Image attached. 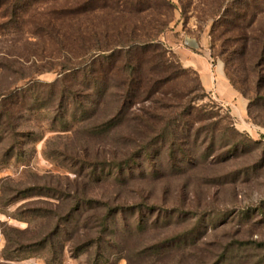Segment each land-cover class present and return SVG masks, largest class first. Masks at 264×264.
Listing matches in <instances>:
<instances>
[{
  "label": "trees",
  "instance_id": "trees-1",
  "mask_svg": "<svg viewBox=\"0 0 264 264\" xmlns=\"http://www.w3.org/2000/svg\"><path fill=\"white\" fill-rule=\"evenodd\" d=\"M213 5L217 18L212 40L219 41L217 56L225 62L229 82L239 93L252 95V104L264 99V0H211ZM172 11L170 0H0V49L4 51L0 52V160L20 158L23 147L35 137L23 128V121L42 108L52 130L72 127L84 140L115 137L120 142L93 152L86 146L82 153L66 154L71 169L85 180L81 183L85 189L60 186L50 193L52 188L44 185L1 186L3 206L33 194L58 200L57 208L47 200L45 206L26 210L49 225L57 222L39 235V242L9 240L16 249L45 250L47 264H55L59 250L60 255L63 251L59 233L66 224H78L86 216L84 226L96 228L99 236L85 238L76 248L95 246V256L104 259L111 223L126 208L90 197L88 184L106 179L122 183L135 175V167L145 176L159 175L163 166L171 174H181L199 164H224L246 153L247 135L232 124L221 129L210 120L212 115L204 116L201 108L185 100L195 91L188 84L189 71L181 68L160 37ZM84 13L107 19L96 20L86 31L80 25ZM52 69L60 74L53 82L32 78ZM199 89L206 96L203 85ZM253 145L249 149L259 152L255 160L264 162V143ZM145 161L150 170L143 168ZM207 181L229 179L222 174ZM144 206L152 214L148 201L135 202L132 214L143 215ZM243 216L248 218V212ZM157 221L139 217L133 223L143 229Z\"/></svg>",
  "mask_w": 264,
  "mask_h": 264
},
{
  "label": "rangeland",
  "instance_id": "rangeland-1",
  "mask_svg": "<svg viewBox=\"0 0 264 264\" xmlns=\"http://www.w3.org/2000/svg\"><path fill=\"white\" fill-rule=\"evenodd\" d=\"M170 2L173 5L172 20L161 39L164 41L167 32L179 27L177 35L181 40L185 36L198 42L208 40L213 63L222 62L225 71V62L217 56L219 41L212 40L211 31L217 16L211 0ZM106 19L104 15L96 18L84 13L80 16V25L87 31L91 23ZM164 43L173 51L181 68L189 71L188 84L195 88L190 99H185L191 102L190 106L201 108L204 116L212 115L210 120L218 122L221 129L232 124L249 137L246 140L249 148L254 147V141L264 143V99L252 104V95L240 93L248 105H252L249 110L246 108V122H238L228 105L206 89V96L202 95L198 72L185 66L178 54ZM2 46L8 49L6 44ZM0 52L4 51L0 49ZM59 76V71L52 69L37 73L32 78L49 83ZM252 85L251 79L249 86ZM44 110L42 108L38 114L27 115L24 119L23 128L33 131L35 137L32 139L34 142L23 147L20 158L14 155L7 161L0 160V193L1 186L23 188L44 185L47 190L52 188L50 193L54 192V187L60 186L72 190L75 187L85 189L81 184L85 180H80L71 169L72 161L66 154L73 150L82 153L86 146L89 152H93L105 145L120 144L115 137L84 140L82 133L75 132L72 127L52 130L48 125L50 118L46 117ZM2 147L0 145V154ZM249 148L245 154L227 163L215 166L199 164V167L187 169L181 174H171L163 166L159 175L147 173L145 176L135 167V175L122 183L106 179L88 184L90 197L110 201L112 206L123 205L125 213L116 215L111 223L106 238L109 249L104 259L95 256V246L89 245L86 250L76 248L85 238L93 240L99 236L96 228L84 226L85 221L82 220L86 216H82L78 224H66L57 238L63 251L60 255L59 250L55 264H264V162L255 160L259 152ZM143 168L150 170L148 161ZM126 171L128 173L129 169ZM222 174L228 175L229 181H207ZM47 200L52 202V208H57V199L38 194L21 197L8 206L0 204V264H47L45 250L34 247L21 251L9 244V240L39 242V235L46 233L57 222V219L52 220V225H49L42 218L26 212L47 205L44 203ZM147 201L154 209L152 214L148 206H144L143 215L132 214L135 202ZM244 212H248V218L243 216ZM139 217L149 221L158 218V221L138 229L133 220ZM61 222L62 219H58V223ZM144 248L148 249L146 253H142Z\"/></svg>",
  "mask_w": 264,
  "mask_h": 264
},
{
  "label": "crops",
  "instance_id": "crops-1",
  "mask_svg": "<svg viewBox=\"0 0 264 264\" xmlns=\"http://www.w3.org/2000/svg\"><path fill=\"white\" fill-rule=\"evenodd\" d=\"M179 27L167 32L164 41L178 54L182 63L195 69L203 87L224 105L238 122H246L247 100L230 84L222 62L213 63L207 46L208 40L198 42L195 38L185 36L183 40L177 35ZM176 32V33H175Z\"/></svg>",
  "mask_w": 264,
  "mask_h": 264
}]
</instances>
